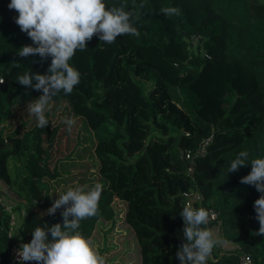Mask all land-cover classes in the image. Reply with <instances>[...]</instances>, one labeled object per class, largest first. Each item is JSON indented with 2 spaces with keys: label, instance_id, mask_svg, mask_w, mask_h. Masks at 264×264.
Returning <instances> with one entry per match:
<instances>
[{
  "label": "trees",
  "instance_id": "16d2710c",
  "mask_svg": "<svg viewBox=\"0 0 264 264\" xmlns=\"http://www.w3.org/2000/svg\"><path fill=\"white\" fill-rule=\"evenodd\" d=\"M9 3L0 0V79L4 80L0 84V180L24 204L11 237L7 236L9 214L0 206V264H8L13 244L31 241L35 227L63 223V209L46 214L53 202L44 199L43 190L37 193L31 183L22 186L26 172L14 178L9 172L8 160L20 148V124L5 134L4 123L12 107L29 104L38 92L16 80L28 71L46 74L51 63V57L41 62L38 55L17 54L32 41L15 23L18 13L8 8ZM105 3L108 7L126 4L125 10L136 6L141 12L135 24L139 37L125 34L108 44L93 36L87 48L77 50L69 61L80 73L79 84L71 94L61 90L55 97L63 102L60 109L65 118L71 113L80 118L87 132L83 142H91L89 152L104 185L98 214L82 220L79 230L92 238L99 233L100 222H108L111 228L122 225L121 232L129 236L120 239L133 243L138 264H180L176 257L184 242L180 193L197 191L199 207L216 213L213 230L223 241L207 264H239L240 254L252 264H264V235H255L260 225L253 207L261 193L240 183L251 164L228 173L240 151L249 153V162L264 158L261 0ZM141 3L144 7L139 9ZM164 7H179L182 15L165 16L160 13ZM191 36L197 37L195 44ZM64 131L60 139L66 145L73 135L67 125ZM209 136L205 152L195 156L199 142ZM76 139L73 146L82 143ZM36 141L40 143L38 133ZM186 152L188 160L183 158ZM188 165L190 173L185 172ZM41 167L37 189L49 185L42 175L50 180L53 174L47 166ZM6 203L14 215L20 213L19 203ZM106 233L99 238L110 246Z\"/></svg>",
  "mask_w": 264,
  "mask_h": 264
},
{
  "label": "clouds",
  "instance_id": "9594fccd",
  "mask_svg": "<svg viewBox=\"0 0 264 264\" xmlns=\"http://www.w3.org/2000/svg\"><path fill=\"white\" fill-rule=\"evenodd\" d=\"M143 7V3L138 6L139 9ZM8 8L18 13L15 23L35 45L22 46L17 54L22 58L38 55L41 62L51 57L46 74L28 71L16 80L26 88L42 92L27 106L29 114L36 118L37 127L41 129L49 124L45 112L50 110L53 98L61 90L66 95L71 94L80 82V73L69 63L77 50H85L93 36L112 44L117 37L125 34L140 35L135 24L141 19V12L136 6L133 10H125L126 4L108 7L105 0H10ZM160 13L165 16L182 15L179 7H164ZM3 83L4 80L0 79V84ZM63 123L71 132L75 120L66 118ZM248 157L247 151H240L230 162L228 173L251 164V171L241 177L240 183L254 186L261 193L253 207L260 225L255 235H264V158L249 162ZM103 189L102 183L92 187L77 185L59 194L46 214L55 215L58 209L63 208V223L51 226L45 223L43 227H35L31 241L17 251L18 264L25 261L38 264H106L105 257L93 240L79 230L82 220L98 214ZM180 216L184 222V242L178 248L176 257L180 264H207L214 248L223 243L222 238L208 227L216 213L202 206L194 208L189 202Z\"/></svg>",
  "mask_w": 264,
  "mask_h": 264
},
{
  "label": "rangeland",
  "instance_id": "374dc122",
  "mask_svg": "<svg viewBox=\"0 0 264 264\" xmlns=\"http://www.w3.org/2000/svg\"><path fill=\"white\" fill-rule=\"evenodd\" d=\"M261 4L264 5V0H261ZM41 94L42 92L38 91L34 99L38 98ZM55 97L53 98L50 110L45 112L49 124L43 129L37 127L38 122L36 118L29 114L27 108L28 104L12 107L10 109V116L4 123L5 134L10 133V130L20 124L18 130V138L21 142L20 148L15 156L8 160L11 177L14 178L16 175L26 172L27 177L23 178L22 182L31 183L37 193H42L43 190L44 199L46 198V201L49 200L51 202L57 199L59 194L65 192L68 187H75L77 185H87L88 187H92L96 183L101 182L96 174V162L89 152L91 142L90 140L83 142V138L87 132L82 129L83 125L80 118H77L72 113L71 115L68 114L66 117L75 120V124L71 130V135H73V137L71 140L68 139L66 144L68 148H65L66 145L63 144L65 139H60V136L65 132V124L63 121L66 118L64 112L60 109L61 106H63V102L55 99ZM37 133L38 139L40 140L39 144L36 141ZM75 139L76 141L81 140L82 143L78 146H73ZM31 164L33 165L32 168ZM53 165L54 168H52ZM41 166H47V168L52 169L50 172L53 173L50 175V180L47 176L42 175V177H44L43 180L45 181L41 182L49 183L45 189H43L44 186H42V189H37L35 183L36 175L41 174L42 172L43 168ZM30 172L31 177L29 176ZM0 182L2 183L1 180ZM114 209L116 210L115 215H117V210L120 208L116 206ZM13 216L15 217V224L10 231L11 235L15 234L20 223V215L15 212V215ZM115 226L120 230L118 232L120 233V236L117 234L116 238H114L112 230L114 226L106 233V236L110 238L109 244L112 245L106 246L104 242L96 243L100 254L105 257L106 264H138V254L133 253L135 248L133 243H129L127 239H123V241L120 239L129 236L127 234L123 235V232H121L122 229L120 228L125 227L119 224H116ZM106 236H103V238ZM95 240L96 239L93 240L94 243ZM99 240L98 237V242ZM117 251H119V254Z\"/></svg>",
  "mask_w": 264,
  "mask_h": 264
},
{
  "label": "built area",
  "instance_id": "2783aa9c",
  "mask_svg": "<svg viewBox=\"0 0 264 264\" xmlns=\"http://www.w3.org/2000/svg\"><path fill=\"white\" fill-rule=\"evenodd\" d=\"M196 38L195 36H191L189 38L190 41H192V44H195L196 42ZM209 139H210V136L209 137H206V138H203L199 144H198V147L197 149L195 150L194 152V155H200V154H203L205 152V149H206V145L208 144L209 142ZM190 157L189 153L186 152L184 155H183V158L185 160H188ZM191 169L192 167L190 165H188L186 167V170L185 172L186 173H190L191 172ZM182 199H183V203H184V206L187 204V203H191L192 206L194 208H199V205L201 203V196L200 194L197 192V191H191V192H181L180 193ZM0 206L2 207V209L4 211H6L8 214H9V220H8V234L7 236L8 237H11V233L10 231L12 230V228L14 227V224H15V217L13 216L14 214L12 213L11 211V206L10 204L6 203L5 201H3L2 198H0ZM210 212H213L211 210H209ZM215 213V212H214ZM216 218V216H215ZM215 219H210V223L209 225H211V228H215V225L213 224ZM21 245L20 244H13L9 250H8V253H7V263L8 264H18V256H17V251L20 249ZM23 264H38V262H35V261H25L23 262ZM239 264H252L251 263V260H249V257L246 256L245 254H240L239 255Z\"/></svg>",
  "mask_w": 264,
  "mask_h": 264
},
{
  "label": "crops",
  "instance_id": "0c3cea01",
  "mask_svg": "<svg viewBox=\"0 0 264 264\" xmlns=\"http://www.w3.org/2000/svg\"><path fill=\"white\" fill-rule=\"evenodd\" d=\"M26 185H27V183H24L23 182V184H22V186H24L25 188H26ZM33 189V188H32ZM32 189H31V191H32ZM4 198V201L5 202H7V201H9V202H12L13 204L14 203H19L20 205V209H19V215H20V217H21V215H22V208H23V206H22V204H24L23 203V200H21L20 198H18L17 197V195H15L13 192H12V190L10 191V189L2 182H0V198ZM2 198V199H3ZM99 228V233H95V235H94V237L95 238H91L92 240H94V239H96L95 240V245L97 246V244L98 243H100L101 242V238H99L100 240H99V242H98V237L102 234L103 235V232L104 233H106L107 232V229H110L111 227H110V224L108 223V222H106V223H102V222H100V226L98 227ZM112 230L114 231V230H116L115 232H118L119 230L117 229V228H112ZM119 236H120V234L119 233H117ZM117 234H114V235H117ZM92 237V236H91ZM97 241V242H96ZM109 242V240L107 239L106 240V243H108ZM97 243V244H96Z\"/></svg>",
  "mask_w": 264,
  "mask_h": 264
}]
</instances>
